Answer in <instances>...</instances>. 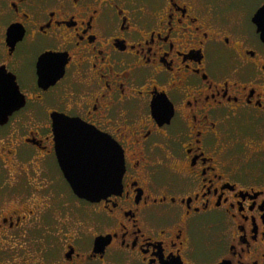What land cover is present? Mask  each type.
Segmentation results:
<instances>
[{"label": "flooded vegetation", "instance_id": "obj_1", "mask_svg": "<svg viewBox=\"0 0 264 264\" xmlns=\"http://www.w3.org/2000/svg\"><path fill=\"white\" fill-rule=\"evenodd\" d=\"M0 85V264H264V0H0ZM82 134L123 154L96 201Z\"/></svg>", "mask_w": 264, "mask_h": 264}, {"label": "water", "instance_id": "obj_2", "mask_svg": "<svg viewBox=\"0 0 264 264\" xmlns=\"http://www.w3.org/2000/svg\"><path fill=\"white\" fill-rule=\"evenodd\" d=\"M10 95L0 85V124L12 110L10 106L14 102ZM57 158L73 193L79 198L96 201L120 188L123 154L108 137L69 135Z\"/></svg>", "mask_w": 264, "mask_h": 264}, {"label": "rangeland", "instance_id": "obj_3", "mask_svg": "<svg viewBox=\"0 0 264 264\" xmlns=\"http://www.w3.org/2000/svg\"><path fill=\"white\" fill-rule=\"evenodd\" d=\"M36 164V163H35ZM35 164H33V166H35ZM47 165L49 166L50 170L53 171V160L52 159H48V163ZM32 166V165H31ZM12 172L13 171V168L9 165V169H4V172L6 173L7 171ZM2 178L0 176V182H1Z\"/></svg>", "mask_w": 264, "mask_h": 264}]
</instances>
